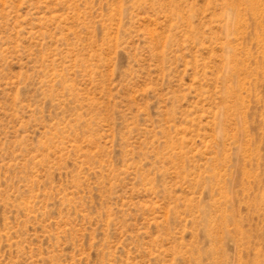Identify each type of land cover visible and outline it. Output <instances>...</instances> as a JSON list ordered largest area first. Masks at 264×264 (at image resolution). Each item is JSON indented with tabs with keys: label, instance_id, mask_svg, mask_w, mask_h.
Instances as JSON below:
<instances>
[{
	"label": "rangeland",
	"instance_id": "374dc122",
	"mask_svg": "<svg viewBox=\"0 0 264 264\" xmlns=\"http://www.w3.org/2000/svg\"><path fill=\"white\" fill-rule=\"evenodd\" d=\"M0 264H264V0H0Z\"/></svg>",
	"mask_w": 264,
	"mask_h": 264
}]
</instances>
